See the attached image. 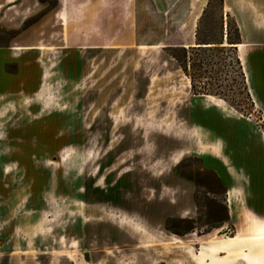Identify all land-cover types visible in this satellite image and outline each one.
Segmentation results:
<instances>
[{
  "label": "rangeland",
  "instance_id": "obj_1",
  "mask_svg": "<svg viewBox=\"0 0 264 264\" xmlns=\"http://www.w3.org/2000/svg\"><path fill=\"white\" fill-rule=\"evenodd\" d=\"M263 224L264 0H0V264H264Z\"/></svg>",
  "mask_w": 264,
  "mask_h": 264
},
{
  "label": "bare ground",
  "instance_id": "obj_2",
  "mask_svg": "<svg viewBox=\"0 0 264 264\" xmlns=\"http://www.w3.org/2000/svg\"><path fill=\"white\" fill-rule=\"evenodd\" d=\"M202 46H211V45H202ZM239 46L243 47L244 45L243 44H239ZM207 97L213 99V97H211V96H207ZM216 101H217V105L219 107H222L223 106V104H224V101L223 100L218 99ZM254 220H255V222H257L258 221V218L255 217ZM255 233L257 234L258 237H264V224L261 225V226H258L257 225L256 230H255Z\"/></svg>",
  "mask_w": 264,
  "mask_h": 264
},
{
  "label": "trees",
  "instance_id": "obj_3",
  "mask_svg": "<svg viewBox=\"0 0 264 264\" xmlns=\"http://www.w3.org/2000/svg\"><path fill=\"white\" fill-rule=\"evenodd\" d=\"M236 44V43H235ZM202 46V45H201ZM212 46V45H211ZM234 46V45H233ZM203 47V46H202ZM205 47H210V46H205Z\"/></svg>",
  "mask_w": 264,
  "mask_h": 264
},
{
  "label": "water",
  "instance_id": "obj_4",
  "mask_svg": "<svg viewBox=\"0 0 264 264\" xmlns=\"http://www.w3.org/2000/svg\"><path fill=\"white\" fill-rule=\"evenodd\" d=\"M200 46V45H199ZM200 47H202V46H200Z\"/></svg>",
  "mask_w": 264,
  "mask_h": 264
}]
</instances>
